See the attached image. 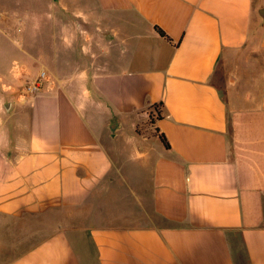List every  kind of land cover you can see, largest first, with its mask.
<instances>
[{
    "label": "crops",
    "instance_id": "0c3cea01",
    "mask_svg": "<svg viewBox=\"0 0 264 264\" xmlns=\"http://www.w3.org/2000/svg\"><path fill=\"white\" fill-rule=\"evenodd\" d=\"M64 7L0 30V264H264V0Z\"/></svg>",
    "mask_w": 264,
    "mask_h": 264
},
{
    "label": "rangeland",
    "instance_id": "374dc122",
    "mask_svg": "<svg viewBox=\"0 0 264 264\" xmlns=\"http://www.w3.org/2000/svg\"><path fill=\"white\" fill-rule=\"evenodd\" d=\"M63 13H65L64 0H0V30L10 31L13 39L18 42L15 44L5 40L1 45L13 49L11 56H20L21 50L27 48L44 58L46 62L47 55L42 51L46 52L53 44L48 37V31L54 25V22L50 21L51 17ZM60 20L55 24L62 25V19ZM38 31L41 33L37 34ZM56 45L62 50V39H57ZM23 57L28 63H33V59L26 54ZM220 85L221 90H224Z\"/></svg>",
    "mask_w": 264,
    "mask_h": 264
},
{
    "label": "built area",
    "instance_id": "2783aa9c",
    "mask_svg": "<svg viewBox=\"0 0 264 264\" xmlns=\"http://www.w3.org/2000/svg\"><path fill=\"white\" fill-rule=\"evenodd\" d=\"M44 75H45V73L42 72L41 75H40V78H43ZM38 91H39V85H38V81L37 80L27 84V86L25 87V92L27 94L33 95V94H36Z\"/></svg>",
    "mask_w": 264,
    "mask_h": 264
},
{
    "label": "trees",
    "instance_id": "16d2710c",
    "mask_svg": "<svg viewBox=\"0 0 264 264\" xmlns=\"http://www.w3.org/2000/svg\"><path fill=\"white\" fill-rule=\"evenodd\" d=\"M156 31L159 33V35L161 37H164L166 39H168L169 41H171V39L165 34V32L159 28V27H155ZM157 109V108H156ZM158 116V115H157ZM158 132V131H157ZM159 139L161 140V142L165 145L166 148H169V143L167 142L166 137L163 134H159L158 135Z\"/></svg>",
    "mask_w": 264,
    "mask_h": 264
},
{
    "label": "water",
    "instance_id": "95a60500",
    "mask_svg": "<svg viewBox=\"0 0 264 264\" xmlns=\"http://www.w3.org/2000/svg\"><path fill=\"white\" fill-rule=\"evenodd\" d=\"M262 16H264V9L259 12ZM117 125H113L111 128L114 130Z\"/></svg>",
    "mask_w": 264,
    "mask_h": 264
}]
</instances>
